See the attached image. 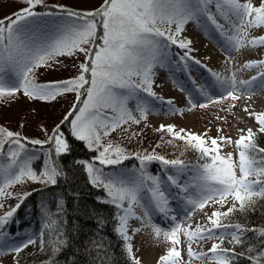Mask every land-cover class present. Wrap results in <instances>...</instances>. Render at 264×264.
Returning a JSON list of instances; mask_svg holds the SVG:
<instances>
[{"label": "snow or ice", "instance_id": "1", "mask_svg": "<svg viewBox=\"0 0 264 264\" xmlns=\"http://www.w3.org/2000/svg\"><path fill=\"white\" fill-rule=\"evenodd\" d=\"M22 3L26 6L0 19V98L11 100L19 94L32 101L51 103L60 96L75 94L76 102L50 131L41 126L44 139L29 138L0 127V159L4 160L0 163L3 180L0 198H17L7 189L24 182L55 187L62 177L66 178L61 157L71 154L70 135L97 153L91 163H75L83 166L93 187L103 190L105 199L101 202L117 210L114 231L123 242L128 264H142L132 243L142 228H151L156 238L163 235L168 243L157 264H193L194 261L239 264L241 259L248 264H264V229H244L240 224L224 222L234 212L246 211L258 201H264V147L257 140L258 135L264 136V112L245 108L257 127L255 131L248 128L246 134L234 141L223 136L205 138L206 133L161 125L158 131L183 141L197 153L201 162L192 168L179 158L168 159L155 152L135 153L130 157L120 147L102 143L117 129L128 131L125 126L139 124L147 118L150 102L146 98L159 99L153 90L154 68L169 60L173 47L180 50L182 60L189 57L190 41L180 38L187 23L206 18L230 46L236 42L239 48L238 36L246 35L249 29L264 30V0L258 3L253 0H102L98 8L86 12L72 11L63 5L49 6L46 0H22ZM251 44L264 46V35L253 38ZM226 56L231 60L230 48L226 49ZM60 57L80 61L73 65L76 74L64 80L38 83L37 69L62 64ZM256 66L264 68V59L249 61L243 68ZM213 76V87L219 88L221 94L203 92L207 98L204 101H194L189 96V110L206 108L209 102L229 98L236 101L264 89V71L238 83L234 74L231 78L216 73ZM133 101L135 108L129 106ZM161 103L172 105L173 102ZM65 124L68 133L63 130ZM224 145L234 146L235 155L222 154ZM130 158L138 161L135 171L116 170L108 174L103 170L115 168ZM38 160L39 168L34 166ZM152 163L162 166L160 173L154 175L148 170ZM96 164L102 167H95ZM188 172L191 176L183 179ZM28 195L31 193L18 197V203L0 215V254L13 253L18 257L24 249L37 244L31 237L16 243L6 231ZM177 198L189 206L179 218L170 207V202ZM229 201L232 206L226 211L211 213L210 228L182 226L195 209L203 210L210 202L224 207ZM43 207L45 223L40 235L49 232L50 251L56 257L68 246L66 233L61 231L66 225L61 219L64 201L60 198L54 211ZM137 208L142 215H136ZM154 214L168 223V227L152 222ZM130 218L139 221L142 227L130 231ZM257 231L259 245L246 243L248 233L255 235ZM181 235L187 241V260L179 248ZM212 239L219 243H213L207 251L193 250L194 242ZM226 242L232 247L225 246ZM45 243L41 239L42 247ZM49 264H55V260L50 259Z\"/></svg>", "mask_w": 264, "mask_h": 264}, {"label": "rangeland", "instance_id": "2", "mask_svg": "<svg viewBox=\"0 0 264 264\" xmlns=\"http://www.w3.org/2000/svg\"><path fill=\"white\" fill-rule=\"evenodd\" d=\"M101 2L102 0H46L47 4L63 5L69 10L79 12L92 11L98 8ZM253 3L256 2L254 1ZM25 6L26 5L22 3V0H0V19L11 16L13 13ZM203 25L209 29L211 23L203 17L199 22L195 20L190 21L184 26V31L181 33V36L186 35L190 27H203ZM210 29V39L212 40L207 38L205 39V37L202 39H204V42L209 44L217 43L219 45V49L223 50L225 54L224 56L226 57L220 64L219 70L223 73L220 77L231 78L234 74L235 80H250L251 77L257 75L258 72L264 71V68H261L260 66H256L251 69L243 68V65L249 61L264 59V46H254L251 44V40L253 38L264 35V30L249 29L246 35L238 36L237 40L240 41V47L237 48L236 42H233L230 46L225 38L219 39L218 35L220 34L218 32L216 33V29ZM222 45L225 46L222 47ZM229 48L231 50V60H229L226 56V49ZM245 52H251L255 56H253L251 60L242 62L240 57H243ZM175 54L176 49L173 47L172 56L167 61H171L170 59L175 58ZM59 59L63 61V63L55 65L54 68L37 69L36 81L38 83L64 80L76 74V68H74L73 65L74 63L78 64L80 62L79 60L68 57H60ZM80 59L82 60L83 57ZM174 60L177 62L176 59ZM167 61L164 62L163 66H157L154 68V72L156 69H164L162 73V82L163 86L170 91L167 96L169 98L168 101L173 102L172 105L159 103L157 100L146 98L150 102V110L147 114V118L142 120L139 124L125 126L128 128V131H124L123 128L117 129L108 137H105L102 143H111L113 147L118 146L130 157H133V154L135 153L143 155L155 152L156 154L164 155L168 159H181L179 155L183 149H185L186 144L183 141L172 139V137H170L166 132L158 131L157 129L161 125H174L177 130L184 128L196 134L206 133L207 136L205 138L218 136L230 137L233 141L238 139L241 135L246 134L248 128H252L253 131H255L257 125L255 124L253 118L249 117L244 109L247 108L249 111L256 113L264 112V89L257 90L255 94L251 96H241L236 101H232L229 98L218 103L209 102L206 108L196 107L189 110L190 105L188 103V95L192 94L191 98L194 101H204V99L200 98L202 96V93L199 92L200 87L202 90V87H204L207 92L214 96H219L221 94V90L213 87L215 85V77L213 76V78H210L209 76L208 78L205 73H202L203 70L201 69V71L198 72L197 77L198 80H200L201 85H188V82L183 75V71L179 68L180 64L175 65L172 63V65L168 66ZM170 68H175V70L181 72L182 76L178 73L176 74L179 76H175L181 85L176 84L174 81H167V77L169 76L167 69ZM156 78L157 72L155 73L154 79ZM196 87L198 90H196ZM177 99H179V101ZM75 102V94L60 96L51 103L32 101L19 94L16 97L11 98V100L7 97L0 98V127L6 130L19 132L21 135L29 138L44 139L41 126L43 125L50 131L56 124L60 123L64 115L69 111ZM130 105L132 108H135L134 101L130 102ZM173 109L176 111H173ZM179 110H183L182 113ZM235 121H238V125L234 127ZM217 129H220L221 131L218 132ZM228 152H233L235 155L234 146L224 145L222 147V154ZM129 161L138 164V161L135 158L134 160L133 158H130ZM0 163H4V160L0 159ZM161 167L162 166L159 163H152L148 166V170L155 175L161 172ZM126 169L128 171L137 170L135 167H128ZM170 171L174 172V170L171 169ZM190 176L191 172L188 173V178ZM183 179L186 180V177ZM2 183L3 180L0 179V184ZM38 185L40 184L24 182L7 189V191L13 193L17 198H0V203L3 204V207L0 208V215L7 212L11 206H15L16 203H18V197ZM231 206V201H229V203L224 207L210 202L203 210L195 209L192 211L190 218L184 220L182 226L188 227L198 220L205 222L206 220H209V216L213 211L224 212ZM134 210L137 216L142 214L140 209L137 208ZM11 222L6 226V231L15 238L16 243L22 241L23 237H28L27 235L23 236L24 234L22 231L14 233L13 224ZM139 223V221L130 218V231L132 228H138ZM208 224L209 226L203 223L206 228L211 227L209 222ZM248 228L249 227H246V229ZM146 232L147 234L138 233L132 239L134 250L136 251L138 258L141 259L142 264L143 261H146V259L152 256L155 257L154 259L157 261V258H159V256L165 251L166 247H168V243L164 240L163 235H161L160 238H156L152 233L151 228H147ZM180 239L181 244L179 245V248L182 251L184 259L187 260V258H185L187 255L184 253L183 249V243L185 240L183 235L180 236ZM213 241V243H219V241L215 239H213ZM227 245H230V243L226 242L225 246ZM207 250L208 249L204 251ZM15 257L16 255L13 253L0 254V264H17ZM154 259H152V263L154 262Z\"/></svg>", "mask_w": 264, "mask_h": 264}, {"label": "trees", "instance_id": "3", "mask_svg": "<svg viewBox=\"0 0 264 264\" xmlns=\"http://www.w3.org/2000/svg\"><path fill=\"white\" fill-rule=\"evenodd\" d=\"M130 107L132 108L131 105ZM63 130L65 133L69 132L67 124L63 126ZM68 139L71 141V154L61 157L63 168L67 170L66 178L62 177L55 187L40 184L28 191L27 193L31 195L23 200L12 217L11 223H16L15 227L22 228L23 231L31 227L33 239L37 241L36 245L29 246L18 257L16 256V262L49 264L50 259H54L55 264H128L123 242L114 231L116 224L114 216L117 210L101 202L105 199L103 190L93 187L83 166L75 163L76 161L91 163L97 153L90 151L82 142L76 141L70 135ZM257 140L259 145L264 147V136L258 135ZM179 156L187 164L194 166L201 162L197 159V153L187 146ZM129 160L123 161L115 168L110 166L103 170L111 174L116 170H127L128 167L138 168L137 163ZM40 165L41 161L34 162L35 167L39 168ZM95 167L102 166L96 164ZM60 198L64 201L61 219L66 221L61 231L66 233L68 246L63 248L58 256L53 257L50 251L49 232L45 231L43 237L40 235L45 223L43 206L54 211ZM101 219L103 223H100ZM224 222L240 224L245 228L249 227L248 229H264V201H258L253 208L246 211L234 212ZM248 236L246 243L259 245L258 231L255 235L249 232ZM41 239L46 242L43 247L40 244ZM97 245L102 247L97 248ZM239 264H248V261L241 259Z\"/></svg>", "mask_w": 264, "mask_h": 264}, {"label": "bare ground", "instance_id": "4", "mask_svg": "<svg viewBox=\"0 0 264 264\" xmlns=\"http://www.w3.org/2000/svg\"><path fill=\"white\" fill-rule=\"evenodd\" d=\"M254 1L257 3L259 0H254ZM241 2H242V0H241ZM210 28L213 29L214 27L211 25ZM210 28L208 29V28L204 27V25H203V27H200V26L199 27L198 26L197 27L196 26L190 27L188 29V33L186 35H183L180 37V38L187 39L190 41L189 57L182 60L180 58V55L178 54L180 52V50L175 48L176 49L175 58L170 59L171 61H167L168 66L172 65V63L175 65L180 64L179 68H180V70L183 71V75L185 76V79L187 80L188 85H190V84L191 85H197V84L201 83L200 80H198V78H197L198 72L201 70H203L202 73H205L208 78H209V76H210V78H213V73L219 74V76H221V74H223L219 70L220 64L226 58L224 56L225 54H224L223 50L219 49V47H218L219 45L217 43L209 44V43L204 42V39H202L203 37H205V39L206 38L210 39V35H211L210 34L211 29ZM217 32L218 31L216 30V33ZM218 33L220 34V35H218L219 39H221V38L224 39V36H222L220 32H218ZM210 40H212V39H210ZM224 46L225 45H223V47ZM253 56H255L253 53L245 52L243 57H240V60L242 62L248 61V60H251V58ZM174 59H176L177 62ZM196 61H199V63H196ZM163 70L164 69H162V70L156 69L155 70V73L157 72V78L155 79L153 90L156 92L157 97H159V99L157 100L159 103H161V101L167 102L169 100L167 94L170 93V91L168 89H166L165 86H163V82H162ZM167 70L169 72V76L167 77V81H174L175 83H178L179 85H181L180 82L178 81V79L175 78V76H179V75L182 76L181 72L178 70H175V68H170ZM176 73H178L179 75ZM192 76H194V78ZM236 81L238 83L240 80L237 79ZM202 88H203V90L200 87V91H199L200 93L207 92V90L204 87H202ZM196 90H198L197 87H196ZM191 95H188V96H191ZM200 98L204 99V100L207 99L203 94ZM177 100L179 101V99H177ZM181 101L184 102L183 100H181ZM185 101H186V99H185ZM237 125H238V121H235L234 127ZM233 133H235V132H233ZM175 204H176L175 201L170 202L171 207L172 206L176 207L177 205H175ZM152 222L158 223V220H156L155 216L152 217ZM208 222H209V220H206L205 222L198 220L197 222H194L190 226H191V229H195V227L197 225H200L201 227L206 228V227H204L203 223H205V225L209 226ZM145 223H148V221L146 220ZM210 226H211V224H210ZM139 227H142L140 223L138 224V228ZM207 228H210V227H207ZM146 231H147V228H142V231L140 233L147 234ZM213 242H214L213 239L212 240H200L199 242H194L192 247H193L194 251L200 252V251H204V250L210 248L211 245L213 244ZM183 249H184V253H186V251H187V241L186 240H184ZM154 258L155 257L152 256V257L146 259V261H143V264H145V263L146 264L147 263L148 264H156L157 261H155ZM185 258L188 259L187 256H185ZM152 259H154L153 263L151 262ZM193 264H197V262L194 261Z\"/></svg>", "mask_w": 264, "mask_h": 264}]
</instances>
